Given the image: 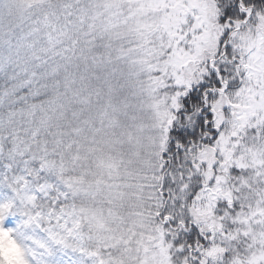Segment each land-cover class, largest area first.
Segmentation results:
<instances>
[{"label": "snow or ice", "instance_id": "1", "mask_svg": "<svg viewBox=\"0 0 264 264\" xmlns=\"http://www.w3.org/2000/svg\"><path fill=\"white\" fill-rule=\"evenodd\" d=\"M0 264H264V0H0Z\"/></svg>", "mask_w": 264, "mask_h": 264}]
</instances>
